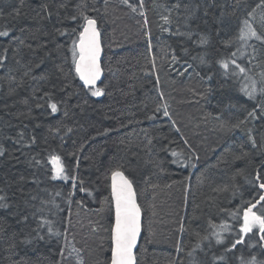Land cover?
<instances>
[{
    "label": "trees",
    "instance_id": "16d2710c",
    "mask_svg": "<svg viewBox=\"0 0 264 264\" xmlns=\"http://www.w3.org/2000/svg\"><path fill=\"white\" fill-rule=\"evenodd\" d=\"M81 13L102 33L101 97L73 60ZM262 16L264 0H0V264H110L117 170L143 210L138 264L264 258L241 232L250 202L264 213V42L239 39Z\"/></svg>",
    "mask_w": 264,
    "mask_h": 264
},
{
    "label": "snow or ice",
    "instance_id": "6c2138e0",
    "mask_svg": "<svg viewBox=\"0 0 264 264\" xmlns=\"http://www.w3.org/2000/svg\"><path fill=\"white\" fill-rule=\"evenodd\" d=\"M125 4H128V0H123ZM131 7V5H129ZM259 7V5H258ZM136 11V8H132ZM83 16V13H81ZM253 15V13H249ZM85 23L82 25L83 31L79 34L77 40L73 41V60L76 65V72L80 75V78L84 81L85 85L94 87L96 81L100 78L101 68L99 64L100 55V41L99 32L96 29V21L87 16H83ZM264 21V16L261 17ZM244 28L241 29L239 34V39L247 40L254 37L257 40L264 42V36H260L252 28L248 20L243 21ZM8 35L5 31H0V36ZM78 48V51H77ZM235 55V53H233ZM232 63H235L233 61ZM222 66L227 69L228 64L225 62ZM241 73L245 72V69L236 65ZM264 76V73L261 74ZM249 98H253L256 95V82L252 81L251 84L243 89ZM264 93V89H261ZM103 94V89L96 88L92 92V95L99 96ZM50 108L52 112L57 111V104L51 103ZM167 115V112H165ZM256 113L249 112V116H255ZM244 123V121H240ZM234 127H239V124L234 125ZM253 145H255V139L252 140ZM3 149L0 148V155H3ZM175 155V153H174ZM53 164V170L56 173L52 178H62L67 179L64 174V166L61 163L59 156H51V161ZM116 177L120 178V183L117 184ZM257 180H260V175L257 174ZM113 196L115 197V226L113 229V242L114 247L112 249L111 264H135V256L133 254V249L136 246L137 238L140 233V208L136 204L134 193L132 192L131 182L123 176L119 170L113 172ZM260 189H264V183L259 184ZM4 197L0 196V200ZM260 201H264V194L259 196ZM256 208L255 203H249V207L243 213V227L241 228L242 233L251 232L253 228L259 229L260 238L264 240V213L257 214L253 209ZM242 243V239L238 238L232 245L235 248L236 244ZM230 250V249H229ZM191 255V253H189ZM251 264H255V258L251 261Z\"/></svg>",
    "mask_w": 264,
    "mask_h": 264
},
{
    "label": "water",
    "instance_id": "95a60500",
    "mask_svg": "<svg viewBox=\"0 0 264 264\" xmlns=\"http://www.w3.org/2000/svg\"><path fill=\"white\" fill-rule=\"evenodd\" d=\"M95 26H96L97 31L99 32V41H100V49H101L100 50V55H99V64H100V68H101V75H100V78L96 81V84H95L94 87H90L89 85H85L84 84L86 87H89V88H98V87H100L103 84V81H104V70H103V64H102L103 58H104V50H103V45H102L103 40H102V34L100 32L99 25H98V22L97 21H96V25ZM77 50H78V48H77ZM78 76L80 77L79 74H78ZM83 83H84V81H83ZM100 96H102V95H100ZM122 174H123V176L125 178H127L129 180V178L124 173H122ZM111 180H112L111 183L113 185V182H114L113 181V176H112ZM115 182L117 184H119L120 183V178L119 177H116V181ZM131 186H132V192L134 193V196H135L136 204L139 206L137 192H136L135 186L133 185L132 182H131ZM112 195H113V188H112ZM113 200H114V208H115V197L114 196H113ZM139 208H140V206H139ZM114 226H115V223H114ZM140 226H141L140 227V233H139V236L137 238V243H136L135 248L133 249V254L135 256V264H138L136 255H137V252H138V249H139V246H140V243H141V239H142V236H143V213L141 211V208H140ZM113 247H114V242H113V232H112V249H113Z\"/></svg>",
    "mask_w": 264,
    "mask_h": 264
},
{
    "label": "bare ground",
    "instance_id": "6f19581e",
    "mask_svg": "<svg viewBox=\"0 0 264 264\" xmlns=\"http://www.w3.org/2000/svg\"><path fill=\"white\" fill-rule=\"evenodd\" d=\"M254 13V12H253ZM254 16V15H253ZM95 20V19H94ZM245 20H248L249 21V23L252 21V19L251 18H247V19H245ZM97 21V20H96ZM99 25V24H98ZM243 27H242V29L244 28V25H242ZM99 29H100V27H99ZM100 32H101V30H100ZM246 40H242L241 41V44H244V42H245ZM102 45H103V42H102ZM103 50H104V45H103ZM243 53H244V50H243ZM240 58H241V56H240ZM239 65H240V67H242V63L240 62L239 63ZM235 72V71H234ZM235 73H237V72H235ZM238 74V73H237ZM237 74H236V78H235V80L237 81L238 80V76H237ZM247 85H246V83H244V88L246 87ZM164 105L166 106L167 105V103L166 102H164ZM176 125V124H175ZM176 128H177V130L179 131V128H178V126L176 125ZM184 141H185V143L187 144V146L188 147H190L191 145H190V143H189V141H188V139L185 137L184 139H183ZM113 176V175H112ZM112 178V177H111ZM111 182H112V180H111ZM111 185H112V183H111ZM253 210H255V208L253 209ZM186 212V211H185ZM255 229H258V227L257 228H253L252 229V231L251 232H248V233H244L243 234V243L246 241V240H248L247 239V237L250 235V234H252V232L255 230ZM212 231H213V229H212V227H211V229H210V231H209V233L211 234L212 233ZM256 232V231H255ZM209 234V237H211V235ZM184 235H185V227H184V224H181V227H180V230H179V232H178V239H177V246H180V249H182V247H183V238H184ZM248 247L249 248H251L253 251H252V253L254 252V254H255V256H251L250 257V255H249V257H247L246 259L247 260H253V258H255V264H264V258H259V257H257L258 256V254H259V250H258V247L256 246V244H254V243H251L250 245H248ZM184 248V247H183ZM243 253L246 255V253L244 252V250H243ZM111 256H112V249H111ZM247 256V255H246ZM137 257V256H136ZM244 262V261H243ZM110 264H111V259H110ZM244 264H251V262H248V263H246V262H244Z\"/></svg>",
    "mask_w": 264,
    "mask_h": 264
},
{
    "label": "rangeland",
    "instance_id": "374dc122",
    "mask_svg": "<svg viewBox=\"0 0 264 264\" xmlns=\"http://www.w3.org/2000/svg\"><path fill=\"white\" fill-rule=\"evenodd\" d=\"M191 105H193V104H191ZM190 110H191V112H192L193 109H190ZM164 204H165V203H164ZM165 205H166V204H165ZM161 207H162V206H161Z\"/></svg>",
    "mask_w": 264,
    "mask_h": 264
}]
</instances>
